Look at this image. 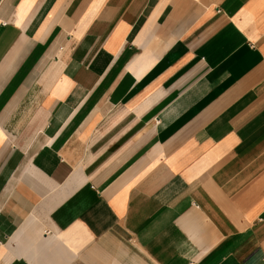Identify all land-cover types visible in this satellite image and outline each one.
Masks as SVG:
<instances>
[{"label":"crops","instance_id":"1","mask_svg":"<svg viewBox=\"0 0 264 264\" xmlns=\"http://www.w3.org/2000/svg\"><path fill=\"white\" fill-rule=\"evenodd\" d=\"M0 264H264V0H0Z\"/></svg>","mask_w":264,"mask_h":264}]
</instances>
